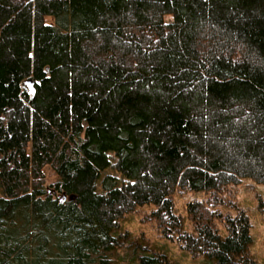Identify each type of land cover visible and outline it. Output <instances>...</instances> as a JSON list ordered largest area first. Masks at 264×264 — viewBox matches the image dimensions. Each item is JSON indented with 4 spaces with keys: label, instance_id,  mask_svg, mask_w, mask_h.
Returning a JSON list of instances; mask_svg holds the SVG:
<instances>
[{
    "label": "trees",
    "instance_id": "16d2710c",
    "mask_svg": "<svg viewBox=\"0 0 264 264\" xmlns=\"http://www.w3.org/2000/svg\"><path fill=\"white\" fill-rule=\"evenodd\" d=\"M243 181L264 186V0H0V264H109L143 209L189 256L257 264L220 211Z\"/></svg>",
    "mask_w": 264,
    "mask_h": 264
},
{
    "label": "rangeland",
    "instance_id": "374dc122",
    "mask_svg": "<svg viewBox=\"0 0 264 264\" xmlns=\"http://www.w3.org/2000/svg\"><path fill=\"white\" fill-rule=\"evenodd\" d=\"M48 174V170L45 171ZM49 181L55 178L50 176ZM194 200L205 201L203 193H189L174 195V211L181 217L184 230L191 232L192 227L186 213V206ZM232 207L220 209L223 214L235 215L236 211H243L250 222L249 256L257 263L264 264V186L250 181H243L234 189V196L230 198ZM146 209L136 214L126 216L122 221L119 246L106 253L109 264H137V258L145 252H155L166 257L168 264H214L203 257L194 258L180 251L174 244L162 240L158 236L155 225L146 221ZM223 232V225H218Z\"/></svg>",
    "mask_w": 264,
    "mask_h": 264
},
{
    "label": "water",
    "instance_id": "95a60500",
    "mask_svg": "<svg viewBox=\"0 0 264 264\" xmlns=\"http://www.w3.org/2000/svg\"><path fill=\"white\" fill-rule=\"evenodd\" d=\"M24 85L28 86L30 89L32 88L30 82H26Z\"/></svg>",
    "mask_w": 264,
    "mask_h": 264
}]
</instances>
